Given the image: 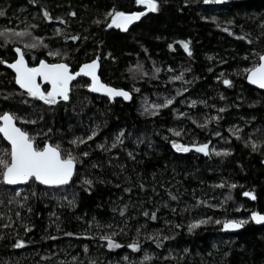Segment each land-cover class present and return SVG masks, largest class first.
<instances>
[{"label":"trees","instance_id":"trees-1","mask_svg":"<svg viewBox=\"0 0 264 264\" xmlns=\"http://www.w3.org/2000/svg\"><path fill=\"white\" fill-rule=\"evenodd\" d=\"M113 6L125 11L144 8L134 0H36L35 4L0 0L5 12L0 16V30L28 27L32 37H43L48 45L30 51L25 45L33 42L32 37L5 45L0 36L4 45L0 58L14 60L13 49L19 45L30 64L41 57L55 62L46 53L59 50L69 53L62 58L77 69L99 55L101 78L132 92L127 101L109 99L82 87L89 80L80 77L72 86L70 101L49 106L27 96L16 85L13 71L0 64V114L9 111L24 117L17 123L37 144L59 143L74 154L89 153L78 155L77 170L68 185L49 188L30 182L20 186L36 193L33 196L29 191L23 206L8 203L17 187L0 183V212L4 214L0 216V264H264V222L249 220L235 230L215 223L225 218L247 219L253 210L264 213V90L249 85L242 71L264 49V0H160L158 12L146 13L127 32L104 26V14ZM44 9L66 23L45 20ZM56 27L62 30L59 35H53ZM72 35L78 39L65 38ZM182 40L189 42L191 55L180 44ZM156 68L161 70L155 72ZM172 76L182 79L171 80ZM223 78L233 83L224 85ZM166 98H174L173 103L156 110L157 115L144 114L145 108L151 111L153 103ZM192 100L197 102L194 106ZM221 108L225 110L220 112ZM216 116L220 119H213ZM94 127L97 135L91 140L70 143L89 135ZM235 128L240 138L233 134ZM121 129L123 144L109 148ZM174 139L186 144L207 142L209 149L228 148L230 152L219 156L194 149L178 152L171 146ZM0 148H10L1 134ZM85 178L93 184L85 185ZM128 187L131 192L124 191ZM245 191H252L256 198L244 196ZM197 198L208 203H197ZM121 208L126 209L123 216ZM145 210L155 211L158 219L145 217ZM206 217L212 218L209 223L187 231L194 219ZM98 223L103 226L97 227ZM157 230L163 241L159 247ZM81 232L93 235H66ZM112 232L122 246L110 250L99 236ZM145 234H152L153 239H146ZM164 235L169 239L164 240ZM134 237L141 242L136 251L126 246ZM17 239L28 243L13 247ZM145 253L148 260H143Z\"/></svg>","mask_w":264,"mask_h":264},{"label":"snow or ice","instance_id":"snow-or-ice-1","mask_svg":"<svg viewBox=\"0 0 264 264\" xmlns=\"http://www.w3.org/2000/svg\"><path fill=\"white\" fill-rule=\"evenodd\" d=\"M166 2V0H165ZM205 3H208L209 0H204ZM216 3H223L224 0H215ZM32 3L35 4L36 0H32ZM136 5L144 6L142 11H125L119 10L115 6H113L109 11L104 14V26L106 28H115L119 30H123L127 32L129 30V26L133 25L135 21H140L142 17H145L148 12H158L160 10V0H134ZM187 3V0H185ZM5 12L3 9H0V16H4ZM70 15L75 16L76 13L72 12ZM43 18L47 21H60L61 23H66L60 16H53L47 9L43 10ZM211 19L215 20L216 17L213 16ZM101 20H95L94 23H101ZM232 21H229L231 23ZM35 27V25H33ZM219 27V25H217ZM61 29L59 27L54 28L53 35H59L61 33ZM225 31H231V29L226 28ZM0 36L4 37V44L6 45L9 40H24L26 37H32V33L28 27H24L22 29L17 30L13 27H5L0 30ZM66 39H71L72 41H76L78 39L77 35H72L71 37H65ZM33 42L28 43L25 47L28 50H35L39 47L47 48L48 45L44 43V38L40 36L32 37ZM180 44L183 46L184 50L191 55V49L189 47L188 41H180ZM4 45H0L2 47ZM169 48H172L173 45L169 44ZM13 54L15 59L9 62L3 58H0V64L7 65L10 69L14 70L15 76L14 80L19 88L24 90L26 95L40 101H43L45 104L51 106L56 105L58 101L62 100L65 102L70 101V92L72 91V83L76 80L77 77H87L90 78V82H85L82 87H85L92 92L96 93H104L109 99L115 97H122L123 100L127 101L132 99V92L125 90L124 88L113 87L108 83H105L101 80L98 75L99 68V57L91 59L88 62L82 63L79 65L78 70H72V65L69 62H66L62 57H67L69 55L68 52L61 53L59 50H49L46 55L48 57L56 58L55 62H49L46 58H39L38 63L30 64L26 59V52L24 48L16 45L13 49ZM33 59H37L35 56V52L32 51ZM255 62L250 64L248 67H245L242 71L246 74V79L252 85L258 86L260 89H264V52H260L256 54L254 57ZM161 69L156 68L155 72H159ZM239 74V73H238ZM223 75V74H222ZM171 80L182 79V76H172ZM218 80L221 77H217ZM222 83L224 85H231L233 82L228 78H223ZM42 84L44 87H42ZM134 91H139L138 88H134ZM186 90V89H185ZM179 94V93H178ZM174 98H166L163 103H153L151 105V111L148 108H145V115H157L161 108H164L173 103ZM183 102V101H181ZM191 105H195L197 102L192 100ZM201 103H204L201 101ZM225 109H219L220 112H223ZM173 111H175L173 109ZM180 116H185L186 113L180 112ZM17 119L24 120V117H17L15 113L9 111H3L0 114V134L4 140L8 142L10 148H0V183L4 185H20V184H29L30 182H38L39 184L49 186V188L59 187L68 185L72 180L74 174L76 173V165L78 163V155L79 156H88V152H81L78 154H74L72 150L63 149L59 143H50L45 141L42 145L37 144L35 141V137L31 135L28 131L24 130L22 127L17 126L15 122ZM213 119L219 120L220 117L216 116ZM254 119V118H253ZM34 122V121H33ZM208 120L205 119L204 125H207ZM201 125V126H204ZM48 131H51L49 129ZM175 131L174 129H169V132ZM233 134L240 138L239 136V128H235L232 130ZM37 135H41V133H37ZM97 135L95 127L92 129L89 135L78 136L73 138L70 141L73 145L85 144L86 141L91 140L93 137ZM176 136H180V131H175ZM214 135L219 136L220 133L216 132ZM124 130L121 129L119 134H117L114 138V142L109 146V148L116 147L117 144H123ZM165 139H168L166 136ZM140 141L138 140L137 143ZM247 144L248 141H245ZM151 146V145H149ZM171 146L178 152H188L190 149H195L199 153H204L205 155H209L210 152L215 153L216 155H227L230 152L228 148H221L219 150L212 148L209 149V143H181L178 139L171 140ZM97 147L104 148L103 144H98ZM253 151L257 149V142H252ZM109 150V149H105ZM128 155L131 157L132 153L129 152ZM85 185L91 186L93 184L92 179L85 178L83 180ZM221 186H223V182H221ZM141 188L144 187L143 184L140 185ZM229 188L235 187L234 184H229ZM91 191V187L88 188ZM131 188H125V192H131ZM31 195H35V190H29ZM29 191L22 190L17 187L14 189L12 193V198L8 200V203L11 204L13 201L23 206L25 202L29 199ZM46 194V193H45ZM173 200L177 199L176 196H172L169 193ZM243 195L246 197H251L255 199V195L252 191H245ZM23 196L22 199H18ZM66 199V197H64ZM0 203H3L0 200ZM69 204H73V201H68ZM197 203H205L207 201H200L197 198ZM211 207H221L219 204L210 205ZM31 211V208L28 209ZM125 208L119 209L121 215L123 216L125 212ZM115 211V209H114ZM175 211V209H173ZM4 214L0 212V216ZM145 217H149L151 220L155 221L158 219L155 211L149 213L147 210L143 212ZM16 216L19 217L20 213L17 212ZM212 218L206 217L202 219H194L187 227L188 232H192L193 229L197 228L202 224H207L210 222ZM249 220L254 221L256 223L264 222V213L260 211H251L250 216L247 219L238 218V219H229L225 218L222 221L216 220L215 223H222L223 229L225 230H235L242 228L245 224L249 222ZM91 223V221H89ZM165 223H171L170 221H165ZM10 226V225H9ZM103 225L97 224V227H102ZM59 228V224L56 225ZM175 227H181V225L177 224ZM28 231L29 229L26 227L24 229ZM124 229L122 228L121 231ZM136 232L139 235L140 227L136 228ZM66 235H82V236H91L93 233L90 232H81V233H66ZM116 232H112L111 234H102L99 236L101 241H106V247L108 249H116L120 248L122 245L113 237L116 236ZM146 239L152 240V234H145ZM161 233L159 230L156 232V241L157 246H162L163 241L160 240ZM3 234L0 233V237ZM164 240L169 239V236L164 235ZM28 243L25 239H17L16 243L13 247H21ZM127 248L136 251L141 248V242L137 238H133L132 242L127 243ZM85 251L88 249V245L83 246ZM215 247V245H213ZM185 252H188V249H184ZM227 255V253H225ZM73 260L76 257H72ZM125 260L128 259L127 256L124 257ZM149 256L147 253L143 256V260H148ZM95 264V262H92ZM131 264V262H129Z\"/></svg>","mask_w":264,"mask_h":264},{"label":"water","instance_id":"water-1","mask_svg":"<svg viewBox=\"0 0 264 264\" xmlns=\"http://www.w3.org/2000/svg\"><path fill=\"white\" fill-rule=\"evenodd\" d=\"M139 21H135L134 23H133V25H130L129 26V29L132 27V26H134V25H136L137 23H138ZM263 52H264V49H263ZM98 57H99V65H100V56L98 55ZM95 58H97V56L95 57ZM27 59V58H26ZM90 61V60H89ZM86 62H88V61H86ZM85 63V62H84ZM12 70V69H11ZM72 70H78V68L77 69H73L72 68ZM99 70H100V66H99V68H98V75L100 76V73H99ZM13 72H14V70H12ZM14 74H15V72H14ZM78 78H80V77H77L76 78V80L78 79ZM84 78H86V79H88L89 80V82H90V78H87V77H84ZM100 78H101V76H100ZM75 80V81H76ZM101 80L102 81H104L102 78H101ZM75 81H73V83H72V86H73V84H74V82ZM105 82V81H104ZM246 82L249 84V85H251L252 87H254V88H256V89H258V90H264V89H260L258 86H256V85H252V84H250V82L246 79ZM106 83V82H105ZM17 85V84H16ZM111 85V84H110ZM18 87H19V85H17ZM111 86H113V85H111ZM42 87H44V85L42 84ZM113 87H116V86H113ZM118 88H122V87H118ZM125 89V88H124ZM89 90V89H88ZM125 90H128V89H125ZM91 93H93V94H97V95H100V96H105V97H107L106 96V94H104V93H96V92H92L91 90H89ZM129 91V90H128ZM116 98H122V97H115V98H112V99H116ZM123 99V98H122ZM16 123H17V120L15 121ZM17 126H19V127H21L18 123H17ZM2 135V134H1ZM6 141V140H5ZM7 142V141H6ZM8 143V142H7ZM194 149V148H193ZM195 150V149H194ZM77 166L78 165H76V170H77ZM74 176H75V174H74ZM74 176H73V178H74ZM73 178H72V180H73ZM71 180V181H72ZM70 181V182H71ZM23 185H25V184H20V185H8V186H10V187H20V186H23ZM45 186V185H44ZM49 187V186H48Z\"/></svg>","mask_w":264,"mask_h":264},{"label":"flooded vegetation","instance_id":"flooded-vegetation-1","mask_svg":"<svg viewBox=\"0 0 264 264\" xmlns=\"http://www.w3.org/2000/svg\"><path fill=\"white\" fill-rule=\"evenodd\" d=\"M14 73V72H13Z\"/></svg>","mask_w":264,"mask_h":264}]
</instances>
